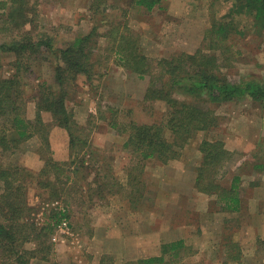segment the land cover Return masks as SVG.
<instances>
[{
    "label": "rangeland",
    "instance_id": "rangeland-1",
    "mask_svg": "<svg viewBox=\"0 0 264 264\" xmlns=\"http://www.w3.org/2000/svg\"><path fill=\"white\" fill-rule=\"evenodd\" d=\"M1 1L4 0H0V14L6 11ZM163 1L169 5L168 0ZM181 1V15L167 13V6L163 8L166 11L148 12L145 7L132 6L131 0H104L99 9L106 8L105 13L94 15L91 5L98 0H30L29 7H36V11L32 8L29 12L35 20L26 29L32 35L53 36L56 45L64 46L69 39L88 33L96 25L99 34L95 40L102 47L100 61L105 65L96 63L95 68L105 74L95 77L93 84L81 74L77 83L68 87L67 106L83 127L82 137L92 145L93 152L87 156L89 169L83 167L67 176L68 166L63 162L69 160L70 148L64 142L62 127L49 111L43 112L47 125L42 131L41 126L40 132L20 143L16 153L0 157V165L15 163L35 174L26 178L27 198L32 206L26 220L45 226L55 220L56 210L69 214L61 219L69 221L68 227L57 224L49 235L48 242L53 245L51 259L43 251L35 256L29 253L34 264H100L104 257H112L106 264H129L162 254L165 243L180 238L186 240L187 246L183 261L175 260V264H264V216L258 212V202L253 198L250 201L254 192H264V177L260 175L264 170L256 167L264 163V101L246 96L218 105L215 111L221 125L208 135L225 139L233 151L217 181L230 187L234 175L240 174L242 180L237 184L244 204L253 207L236 214L224 215L218 194L195 188L196 168L202 160L199 145L205 133L200 132L179 159L169 163L153 160L143 168V163H138V158L125 147L127 134L110 124L113 116L120 123L153 120L141 104L149 78L141 79L138 73L118 63L114 55L118 43L111 37L110 29L131 31L143 52L158 58L194 51L206 43L216 18L231 19L226 13L232 3L224 0H173L170 5L180 7ZM241 17V22L235 20L237 27L230 31L228 40L231 46L222 52L220 60L234 80L264 81V28H256L250 16ZM20 31L0 15L1 39L10 41ZM43 49L35 59L25 60L30 68L25 73L23 103L24 115L29 119L36 118L39 85L55 83L57 57L46 47ZM16 60L13 53L0 51V75L9 76L16 71ZM111 105L115 112L108 108ZM155 106V117L159 118L165 104L159 101ZM100 109L107 119L101 116ZM32 129L38 131L37 126ZM85 147L79 144L80 155ZM31 152L45 163L53 157L63 165L60 169L51 167L47 176H42L53 179L51 188L37 183L42 167ZM25 245L33 249L36 241ZM0 264L18 263L0 248Z\"/></svg>",
    "mask_w": 264,
    "mask_h": 264
},
{
    "label": "trees",
    "instance_id": "trees-1",
    "mask_svg": "<svg viewBox=\"0 0 264 264\" xmlns=\"http://www.w3.org/2000/svg\"><path fill=\"white\" fill-rule=\"evenodd\" d=\"M102 1L104 2L98 0L91 5L94 15L105 13L106 8L99 9ZM162 1L131 0V5L145 7L150 12ZM224 1L232 3L226 13L231 19L224 21L216 18L208 30L211 36L208 34L206 43L192 52L181 51L171 56L154 58L143 52L138 38L131 31H118L115 28L109 30L111 37L118 43L114 48L118 63L127 70L138 73L141 79L149 78L141 104L143 110L153 119H130L128 122L120 123L118 117L113 116L115 119H110V124L121 133L127 134L125 147L129 149L131 155L138 158V163H143V168L153 160L169 163L179 159L187 145L197 138L200 132L205 133L206 136L201 139L199 145L202 160L196 168L195 188L207 194H218L225 210L238 211L243 204L237 184L239 177L233 179L230 187H224L217 181V175L220 176V171L232 157L233 151L228 148L225 139L208 135L221 125L215 111L218 105L246 96L254 101H264L263 80L258 78L234 80L226 73L224 70L226 65L220 60L222 52L231 46L228 43L230 31L237 27V22L243 20L242 15L250 16L256 28H264V0ZM1 4L6 8V11L0 14L1 17L4 21H9L14 30L21 31L13 35L10 41L0 38V51L13 53L17 58L14 64L16 71L9 76L0 75V157L6 158L16 153L20 143L40 132L41 126L42 131L47 125L43 112L49 111L55 122L68 132L70 158L63 162L68 166L67 176L79 172L83 167L89 169L91 165L87 163V156L93 152L92 145L88 139L82 137L80 131L83 127L69 110L67 99L68 87L77 83L79 75H86V80L93 84L95 77L105 74L95 68L102 53L99 52L102 47L95 40V36L99 34L98 27L95 25L88 33L79 34L69 39L64 46H60L56 45L55 37L45 35L35 37L26 29L27 25L35 20L29 13L33 11L32 8L36 11V7H29L30 0H4ZM125 24L128 26L127 21ZM44 47L47 52L55 54L58 60L55 67V83L48 85L47 82H43L39 85L36 95V118L29 119L24 115L25 101L23 103L24 86L27 85L25 73L30 68V64L26 65L25 60L35 59L44 51ZM100 64L105 66L102 61ZM159 101L164 102L165 109L157 118L155 117L157 111L154 108L155 103ZM108 108L112 112L116 111L114 105ZM100 112L101 116L107 119L102 109ZM35 126L38 127V131L32 129ZM80 143L86 146L82 155ZM58 163L61 162L50 157L39 171L37 183L42 187L51 188L53 179H45L42 176H47L51 167L60 169L59 166L63 165ZM263 165L261 163L260 168ZM33 176H35L33 171L26 166L15 163L0 165V248L9 259L18 264H34L31 261L32 255L35 256L41 251L48 253L47 259L50 260L53 245L48 242L49 235L61 219L69 215L56 210L53 214L55 220L49 221L45 226H38L26 220L32 209L27 198L26 178ZM56 176L59 177L60 174ZM32 240L36 241V247L30 249L25 244ZM236 245L234 242V246ZM186 246V240L180 238L165 243L162 254L139 258L131 263L173 264L175 260L181 262ZM167 256L171 259L167 260ZM108 259L112 257L102 258L100 264H106Z\"/></svg>",
    "mask_w": 264,
    "mask_h": 264
},
{
    "label": "crops",
    "instance_id": "crops-1",
    "mask_svg": "<svg viewBox=\"0 0 264 264\" xmlns=\"http://www.w3.org/2000/svg\"><path fill=\"white\" fill-rule=\"evenodd\" d=\"M168 2H169V5H165L164 4V1H162V3L160 4V5H157L152 11H150V12H153V13H155V12H157L159 9H161V10H164L165 9V6H167V11L166 10H164V11H166L167 13H170L171 15L174 13V12H176V14H183L182 12L184 11V10H182V9H184L183 7H182V5H183V3H182V1L180 2V7H175V6H173V5H170V4H172L173 3V0H168ZM182 4V5H181ZM190 4V3H189ZM164 8V9H163ZM177 10V11H176ZM174 15V14H173ZM48 114H49V112H48ZM62 130H63V132H64V134L66 135V137H65V135L62 133V135H63V137L67 140V141H65V139H64V142L65 143H67L68 144V146H69V141H68V132H67V130L65 129V128H62ZM56 145L54 144V147H55ZM31 154H33V155H35L36 157H37V155H36V153L35 152H31ZM35 159V158H34ZM40 160L39 161V163L41 164V167L43 168L44 166H45V161H44V159H40V157H37V160ZM37 164V163H36ZM260 164L261 163H259V164H257L256 165V167L257 166H259V168L261 167L260 166ZM264 164V163H263ZM41 168V169H42ZM40 169V170H41ZM260 169H263L264 170V165H263V167L262 168H260ZM261 175V177H264V173H261L260 174ZM239 177V180H242V177H241V175L240 174H236V175H234V177H233V179L235 178V177ZM264 179V178H263ZM238 180V181H239ZM232 183H233V181H232ZM256 183V182H255ZM240 192H241V196H242V199H243V204H242V206H241V209L240 210H238V211H234V210H225L223 213H224V215H226V214H228V213H231V214H236V213H240L241 211H244V209L245 208H247V210H252V208L253 207H251L252 205L250 204V206H245V204H244V195H243V193H242V191L240 190ZM252 196L250 197V201H251V199L253 198L255 201H257L258 202V212H260V213H263V216H264V192H263V194H262V191L260 190H258L257 192H254V194H251ZM257 225H259V224H257ZM261 225V224H260ZM263 226H264V224H262ZM244 246V245H243ZM231 263V262H230ZM229 263V264H230Z\"/></svg>",
    "mask_w": 264,
    "mask_h": 264
},
{
    "label": "built area",
    "instance_id": "built-area-1",
    "mask_svg": "<svg viewBox=\"0 0 264 264\" xmlns=\"http://www.w3.org/2000/svg\"><path fill=\"white\" fill-rule=\"evenodd\" d=\"M64 209V208H63ZM65 210V209H64ZM60 227L64 226V227H68L69 225V221H67V219L62 220L60 223Z\"/></svg>",
    "mask_w": 264,
    "mask_h": 264
}]
</instances>
